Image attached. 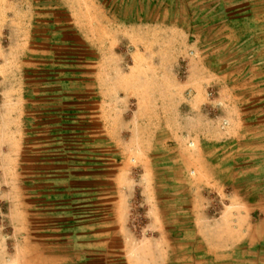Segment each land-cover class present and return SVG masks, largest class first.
I'll return each mask as SVG.
<instances>
[{"label":"rangeland","instance_id":"rangeland-1","mask_svg":"<svg viewBox=\"0 0 264 264\" xmlns=\"http://www.w3.org/2000/svg\"><path fill=\"white\" fill-rule=\"evenodd\" d=\"M263 2L0 0V264L37 263L32 245L40 255L58 249L62 229L59 218L52 217L53 201L60 205L78 198L49 195L58 187H77L75 180L85 174L79 169L93 164L109 168L101 177H114L118 188L135 187L128 209L134 233L139 234L146 212L137 190L143 182L159 188L169 217H176L178 209L181 217H190L188 182L198 179L194 171L204 179L218 176L198 156L199 147L215 160L216 151L230 155L236 143L221 142L218 126H203L200 113L193 119L197 125H189V91L204 88L209 108L201 116L211 118L210 106L219 100L212 82L220 80L214 76L226 50L236 52L238 39L253 41L251 11L247 17L243 13ZM131 70L144 81V94L127 102L124 95L104 125L99 87L109 77L115 85L118 75ZM157 76L170 93L151 91ZM135 96L144 98L140 112L132 104ZM180 114L184 121L179 125ZM131 120H144V125L130 126ZM106 129L121 135L111 141ZM193 131L202 141H194ZM57 150L66 154L56 157ZM226 186L219 194L200 187L193 201L203 213L216 214L231 189ZM248 194L252 201L254 195ZM186 225L180 226L181 234ZM200 244L192 242V252L176 258L182 264H204ZM216 261L207 264H226ZM246 261L264 264V254Z\"/></svg>","mask_w":264,"mask_h":264},{"label":"crops","instance_id":"crops-1","mask_svg":"<svg viewBox=\"0 0 264 264\" xmlns=\"http://www.w3.org/2000/svg\"><path fill=\"white\" fill-rule=\"evenodd\" d=\"M250 11L253 41L248 40L249 36L238 39L236 52L228 48L224 53L223 67L219 75L214 76L220 81L217 85L212 82L213 93L219 95V100L210 106L213 110L211 118L201 116L209 108L203 101L204 88L197 85L189 91V125H197L193 119L200 113L203 126L208 127L210 122L218 126L221 142L236 143L231 156L222 149L214 153L215 160L203 153L202 146L199 147L198 156L202 159L203 155L204 164L218 170V176L204 179L200 171H194L198 179L188 182L190 217H181L184 212L179 209L176 217H169L166 212L169 203L160 197L159 188L147 187L143 182L137 190L146 212L139 234L134 233L128 225V209L135 187L118 188L115 179L113 182L114 177H101L100 173L109 168L101 167L100 163L93 164V167L79 169L85 174L75 180L79 182L77 187H58L49 195L53 199L58 196L67 198L68 195L78 199L72 203L63 201L60 205L53 201L52 217L59 218L58 227L62 229L60 243L55 247L58 249L44 255H40L38 246L32 245L38 254L35 264H182L176 257L182 251L191 253L192 242L201 243L204 264L214 263L219 258L226 264H249L248 258L258 261L259 255L264 254V2L245 9L243 14L247 17ZM136 58L140 61L142 57ZM106 72L111 74V70ZM117 77L121 81H116L115 85L109 77L106 85L99 87L98 93L103 94L98 100L102 104L99 117L104 125H108L112 106L118 104L124 95L127 102L134 95L144 94V81L136 79L132 70ZM155 82V90L151 91L163 96L170 93L159 83V76ZM113 94L121 98H114ZM139 100L144 102V98L135 96L132 103L136 106L135 112L143 110L144 103ZM108 101L110 103H106ZM182 121L184 117L180 114L175 123L180 125ZM139 122L131 120L130 126H138ZM140 123L144 125V120ZM198 134L193 131L194 141H202ZM105 135L113 141L114 136L121 134L106 129ZM57 152L56 157L66 154L62 150ZM248 177L253 179L247 183ZM225 186L231 189L218 213H203L194 203L200 187L219 194ZM249 191L254 195L252 201ZM194 204L196 208H193ZM182 224H188L182 230L186 231L182 233L185 237L179 230ZM193 258L198 261L197 256ZM202 258L199 259L202 261Z\"/></svg>","mask_w":264,"mask_h":264}]
</instances>
